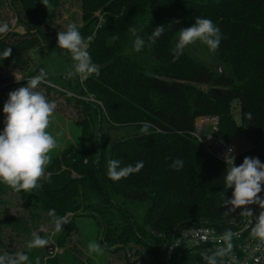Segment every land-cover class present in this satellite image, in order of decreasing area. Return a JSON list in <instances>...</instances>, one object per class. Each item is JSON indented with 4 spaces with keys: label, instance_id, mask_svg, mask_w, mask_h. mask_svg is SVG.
Returning a JSON list of instances; mask_svg holds the SVG:
<instances>
[{
    "label": "trees",
    "instance_id": "trees-1",
    "mask_svg": "<svg viewBox=\"0 0 264 264\" xmlns=\"http://www.w3.org/2000/svg\"><path fill=\"white\" fill-rule=\"evenodd\" d=\"M19 2L23 7L19 25L26 34L14 41L0 39V70L20 66L24 56L45 41L57 43V34L36 16L34 1ZM82 7L87 15L83 35L92 37L88 52L99 74L83 83L79 76L56 79L47 74L48 83L41 85L48 91L72 92L79 106L91 111V120H85L90 126L86 134L99 125L98 134L105 141H93L97 136L91 133L86 152L67 161L80 178L54 173L51 182H38L30 193L0 182V202L6 195H19L32 214L29 219H0V247H5L8 232L31 233L38 224L36 204L46 211L54 209L58 217L85 204L108 225L111 244L135 243L148 254L149 264H166L164 249L180 229L209 225L227 231L240 221V209L224 215V196L230 199L233 189L224 187L225 165L192 135L196 119L218 116L219 136L227 143L240 135L245 138L248 150L237 155L236 165L245 156L264 162V0H82ZM99 10L104 14L101 20L92 14ZM197 17L208 18L220 28L223 39L218 50L209 52L197 42L174 61L172 50L181 28L190 27ZM160 25L165 32L155 44L135 52L130 28H137L147 41ZM9 48L12 53L6 57ZM7 100L0 98V132ZM233 104L239 107V124ZM144 122L150 125L148 134L141 133ZM102 124L133 130L109 142ZM177 158L184 166L174 170L170 165ZM85 159L88 164L81 167ZM110 159L121 161L122 167L142 161L144 167L113 181L107 175ZM135 209L142 212L133 213ZM201 253L180 249L170 264H204Z\"/></svg>",
    "mask_w": 264,
    "mask_h": 264
},
{
    "label": "rangeland",
    "instance_id": "rangeland-1",
    "mask_svg": "<svg viewBox=\"0 0 264 264\" xmlns=\"http://www.w3.org/2000/svg\"><path fill=\"white\" fill-rule=\"evenodd\" d=\"M33 1L36 16L43 23V27L48 24L50 29L57 34L58 31H65L69 24L74 23L82 37L86 36L83 35L82 31L86 24L85 16L87 18L82 7V0H47L46 6L43 4L44 0ZM92 14L100 20L104 16L100 10L92 12ZM21 16H23V7L19 0H0V25L6 23L9 26V31L0 34V39L14 41L26 34V29L19 25ZM191 49L195 54L199 53V50L194 46ZM72 65L73 60L67 50L58 48L56 42L45 41L29 51L24 56V62L20 66L15 68L4 67L0 70V98L8 99L10 91L26 86L27 80L37 75L41 68L47 74L58 79L60 76L67 75ZM15 77L22 78V80L17 82ZM37 90L44 92L49 101L56 103V109L50 118L47 131L55 137L57 147L49 154L51 159L45 168V172H53L52 174L68 172L70 178H80L79 172L68 166L67 161L76 154L86 152L88 145L92 144L90 140L91 133L97 137L99 135L100 139V134H98L100 131H97L100 127L98 125L96 128L93 125V132L89 131V134H86V130L90 126L85 123V120H91V111L87 107L79 106L73 99L72 92L71 96L64 88L61 89L62 91H48L41 84ZM81 99L87 100L88 97L82 96ZM99 104L102 105L101 102ZM233 105L234 119L239 124V107ZM205 116L209 115L199 116L196 122L199 123L201 118ZM101 127L108 130L106 132L109 142L133 130L126 127L113 130L105 124H102ZM115 127H118V125H115ZM97 137L93 141H100V144L105 141V139L99 140ZM232 142L236 145L238 155L248 150V143L243 136L235 137ZM87 164L88 161L85 159L80 166L83 167ZM119 202L122 203V200L119 199ZM86 208L88 207H85V204H81L77 211L61 216L64 218L65 223L62 225L63 230L57 231L52 217L49 216L50 211H46L39 204H36L34 209L38 220L36 227L29 235L16 236L8 232L5 238V247H0V253L5 250L13 254L24 252L29 256L28 264H149L150 257L141 246L135 243L128 247H125L122 243L111 244L108 225L100 219L97 212L89 211ZM102 211L108 213L107 210ZM109 211L112 214V210ZM132 211L136 214L142 212V210L137 209ZM16 216L29 219L32 214L24 208L19 195H6L4 200L0 202V219ZM120 225L119 223V227ZM34 232L39 233L49 241L47 246L51 245L53 247L51 254L46 251L47 246L44 248L28 247ZM92 242L98 243L102 251L89 253L88 245Z\"/></svg>",
    "mask_w": 264,
    "mask_h": 264
},
{
    "label": "clouds",
    "instance_id": "clouds-1",
    "mask_svg": "<svg viewBox=\"0 0 264 264\" xmlns=\"http://www.w3.org/2000/svg\"><path fill=\"white\" fill-rule=\"evenodd\" d=\"M47 5V0L43 3ZM179 24V21H175ZM9 31L8 24L0 25V34ZM138 29L130 28L135 36L133 42L134 51L141 52L146 44H155L165 32L164 25L157 26L147 37V41L138 35ZM92 37H82L76 24H69L65 31L57 33V47L67 50L71 54L73 65L67 72V78L79 76L86 79L92 74H99L98 66L92 62L90 53L87 51ZM223 39L220 28L208 18H195L190 27H182L173 51V60L179 59L187 47L199 42L207 47L209 52L215 53ZM12 49L5 50V56H11ZM47 73L41 68L39 73L27 80L26 86L19 87L8 93V100L3 105L4 128L0 132V182H3L13 190L30 193L37 188L38 182H51V172H45L50 162V153L57 147L55 137L47 131L50 118L56 109V103L49 101L44 92L37 90L38 86L48 83ZM16 78L19 82L22 78ZM251 119V113L248 114ZM150 125L144 122L141 127L142 134H148ZM227 165L224 176V187L233 189L232 197L225 198L223 206L227 208L225 216L232 215L240 209L239 215L253 217V211L246 206L256 204L261 211L251 227L252 237L264 245V198L259 193L264 185V163L258 157L245 156L239 165L235 163L234 148L227 147L223 154ZM184 161L175 159L170 167L174 170L183 168ZM144 164L138 161L134 166L129 164L121 166V161L110 159L107 161V175L113 181H119L133 173H138ZM42 186V185H41ZM55 229L62 231L65 221L57 217L55 210L49 212ZM252 223V219L249 220ZM234 233L227 230L219 237L224 246L209 254L201 253L204 264H239V260L233 253L232 238ZM49 241L39 233H32V239L28 243L29 248H44ZM259 247V246H258ZM89 253H99L101 246L92 242L88 245ZM227 257V259H224ZM29 256L24 252L10 253L7 250L0 253V264H28Z\"/></svg>",
    "mask_w": 264,
    "mask_h": 264
},
{
    "label": "built area",
    "instance_id": "built-area-1",
    "mask_svg": "<svg viewBox=\"0 0 264 264\" xmlns=\"http://www.w3.org/2000/svg\"><path fill=\"white\" fill-rule=\"evenodd\" d=\"M80 81L83 83L85 79L80 78ZM219 129L220 118L218 116H205L201 118L199 123H195V130L192 135L218 162L227 167L223 159V154L226 152L227 147L234 148L235 163L238 154L235 143L224 141L219 136ZM259 195L264 198V185H262V191ZM246 207L252 209L253 217L240 216V221L231 230L234 233L232 251L238 258L239 264H264V245H260L259 240L251 235V227L255 223V219L261 209L256 204ZM250 219H252V223H249ZM224 232L209 225H191L180 229L164 249L166 264L171 263L172 258L180 249L196 252H214L224 246L219 239Z\"/></svg>",
    "mask_w": 264,
    "mask_h": 264
},
{
    "label": "water",
    "instance_id": "water-1",
    "mask_svg": "<svg viewBox=\"0 0 264 264\" xmlns=\"http://www.w3.org/2000/svg\"><path fill=\"white\" fill-rule=\"evenodd\" d=\"M46 251L51 254L53 252V247L50 245V246H47L46 247Z\"/></svg>",
    "mask_w": 264,
    "mask_h": 264
}]
</instances>
